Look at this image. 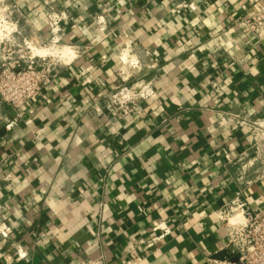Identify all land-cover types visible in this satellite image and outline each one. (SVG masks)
I'll use <instances>...</instances> for the list:
<instances>
[{
  "label": "crops",
  "instance_id": "1",
  "mask_svg": "<svg viewBox=\"0 0 264 264\" xmlns=\"http://www.w3.org/2000/svg\"><path fill=\"white\" fill-rule=\"evenodd\" d=\"M8 1L41 40L50 8L67 10L82 29L69 24L64 40L83 51L42 89L38 110L25 113L31 122L8 130L0 121V172L12 173L0 181V207L13 231L0 264H208L227 240L214 212L238 192L225 155L254 142L230 114L264 117V39L241 23L254 0H185L195 9L183 0ZM126 38L153 49L155 94L117 120L105 96ZM263 197L264 181L246 200L264 212ZM156 221L170 233L125 256ZM17 245L27 259L16 260Z\"/></svg>",
  "mask_w": 264,
  "mask_h": 264
},
{
  "label": "built area",
  "instance_id": "2",
  "mask_svg": "<svg viewBox=\"0 0 264 264\" xmlns=\"http://www.w3.org/2000/svg\"><path fill=\"white\" fill-rule=\"evenodd\" d=\"M254 2L258 10L241 20V23L253 36L264 39V0ZM178 6L190 9L196 7L192 2L185 0ZM92 20L101 32L107 31L104 14H95ZM20 21H25L29 31L25 32L24 27L17 30ZM46 21L50 36L46 40H41L15 3L0 0V121L8 130L23 121L33 120L26 119L25 113L29 110L30 112L38 110L42 89L61 66L70 63L83 51L81 46L64 40L65 27L69 24L73 23V26L82 29L67 10L61 11L52 6L47 13ZM15 32H18V35L23 33L24 38L19 39ZM122 41L123 45L119 51L122 63L118 69L119 80L105 96L106 107L117 120L137 112L142 102L154 96V70L158 66V60L149 45L128 38ZM32 44L41 50L52 46H68L74 51V56L70 59L68 56L36 53L32 51ZM211 85L217 87V82H211ZM5 106L14 112L13 116L2 110ZM95 111L98 115H104L102 108H95ZM230 120L239 127L250 128L254 142L237 156L225 155L226 163L236 167L232 178L238 192L214 212L226 231L227 240L216 256L208 259V264H264V212L252 208L246 200L251 188L264 181V117L247 116L245 112H239L230 114ZM5 160H0V168ZM11 178L12 173L2 175L0 172V181ZM259 201H264V197ZM151 230L152 236L131 238L123 254L125 256L132 254L141 246L152 249L170 233V227L163 221L154 222ZM12 232V227L2 217L0 207L1 256H5L2 249L10 240ZM15 253L16 260L27 259V253L21 246H15ZM139 261V256L135 257L133 262L122 258L121 264H136Z\"/></svg>",
  "mask_w": 264,
  "mask_h": 264
},
{
  "label": "bare ground",
  "instance_id": "3",
  "mask_svg": "<svg viewBox=\"0 0 264 264\" xmlns=\"http://www.w3.org/2000/svg\"><path fill=\"white\" fill-rule=\"evenodd\" d=\"M3 26H6V24H3ZM32 51L36 52V53H48V54H52V55H60V56H68L70 59L74 56V51H72V49H70L68 46H63V47H56V46H52L49 48H44L43 50H41L38 46H34V44H32ZM239 217V216H238Z\"/></svg>",
  "mask_w": 264,
  "mask_h": 264
},
{
  "label": "rangeland",
  "instance_id": "4",
  "mask_svg": "<svg viewBox=\"0 0 264 264\" xmlns=\"http://www.w3.org/2000/svg\"><path fill=\"white\" fill-rule=\"evenodd\" d=\"M15 5H17V4H15ZM18 6L19 5H17V7ZM22 27L25 28V32L29 31V26L26 25L25 21L24 22L20 21V23L17 25V30L21 29ZM14 34H15L16 37H18L21 40L24 38L23 33H21V35H18V32H15Z\"/></svg>",
  "mask_w": 264,
  "mask_h": 264
}]
</instances>
